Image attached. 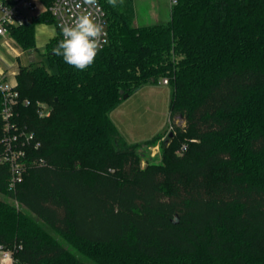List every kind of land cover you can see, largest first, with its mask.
Returning a JSON list of instances; mask_svg holds the SVG:
<instances>
[{
  "label": "trees",
  "instance_id": "1",
  "mask_svg": "<svg viewBox=\"0 0 264 264\" xmlns=\"http://www.w3.org/2000/svg\"><path fill=\"white\" fill-rule=\"evenodd\" d=\"M98 2L108 43L90 68L53 54L60 36L18 68L13 123L39 146L13 191L0 166V246L14 264H264V0H176L148 26L133 0ZM53 23L8 36L31 52ZM163 79L175 135L162 165L139 169L137 147L159 136L129 144L110 114ZM2 135L0 118V149Z\"/></svg>",
  "mask_w": 264,
  "mask_h": 264
},
{
  "label": "rangeland",
  "instance_id": "2",
  "mask_svg": "<svg viewBox=\"0 0 264 264\" xmlns=\"http://www.w3.org/2000/svg\"><path fill=\"white\" fill-rule=\"evenodd\" d=\"M167 0H133L135 11V26L160 24L167 15ZM14 42L8 38L0 46V69L10 67L17 71L19 66L39 67L45 49L24 52L15 57ZM19 50V49H18ZM20 51V50H19ZM169 87L161 82L155 86H145L136 91L110 114V119L116 126L123 139L129 144H138L159 136L151 144H141L136 149V165L139 169L148 166H160L167 160L163 147L171 143L172 131L169 123ZM173 123L180 128L185 126V120L176 116ZM172 135L171 137L169 135ZM180 145L177 154H180ZM18 208V204L13 202Z\"/></svg>",
  "mask_w": 264,
  "mask_h": 264
},
{
  "label": "built area",
  "instance_id": "3",
  "mask_svg": "<svg viewBox=\"0 0 264 264\" xmlns=\"http://www.w3.org/2000/svg\"><path fill=\"white\" fill-rule=\"evenodd\" d=\"M175 1L176 0H170V3L174 4ZM71 3L72 0H69L68 4L65 3V0H51L49 5H45L41 0H0V37L6 39L8 37L9 28L22 26L23 24L29 22L32 18L48 13L54 20L53 25H51L55 31L54 37L60 36V38H62L59 25L70 19L68 7ZM100 7L102 9V15L99 19L100 22L104 24L105 31L107 33L106 14L101 5ZM161 83L166 85L167 80L163 79ZM15 87L16 84L7 83L4 80L3 75H0V92L2 94L0 118L3 122L0 166H7L9 169L8 188L11 191H13L15 187L22 182L23 176L28 169L30 157L27 153V147L36 149L39 146V144L35 141L34 134L32 132L20 129L13 123L15 106L18 102V94ZM24 103L25 105L28 104L27 101ZM45 110L46 106H40L38 108L39 116L45 115ZM185 149L186 146L182 145L180 151H184ZM33 163L42 164L41 161ZM0 264H14L12 251L5 250L1 246Z\"/></svg>",
  "mask_w": 264,
  "mask_h": 264
},
{
  "label": "clouds",
  "instance_id": "4",
  "mask_svg": "<svg viewBox=\"0 0 264 264\" xmlns=\"http://www.w3.org/2000/svg\"><path fill=\"white\" fill-rule=\"evenodd\" d=\"M65 3L68 4L69 0ZM107 3L116 7L118 0H107ZM68 13L70 19L59 25L62 38L52 52L62 57L67 65L85 71L95 63L108 42L105 26L99 19L102 9L98 0H72Z\"/></svg>",
  "mask_w": 264,
  "mask_h": 264
},
{
  "label": "crops",
  "instance_id": "5",
  "mask_svg": "<svg viewBox=\"0 0 264 264\" xmlns=\"http://www.w3.org/2000/svg\"><path fill=\"white\" fill-rule=\"evenodd\" d=\"M165 3L167 5V15L164 18V20H160V22H158L160 24L166 23L169 20L171 3H170V0H167ZM54 35H55V31L53 29V26L51 25L39 24L35 26V29H34L35 49L36 50L45 49L46 45L54 38ZM8 38L9 36L6 39L0 37V46L6 43ZM11 51L15 57H18L19 55H22L24 53L22 51H19L16 46H15V49H12ZM2 59L3 58H0V61H3ZM18 68H17V71H18ZM17 71H13L10 67H7L6 70L0 69V75L1 74L3 75L4 80L7 83L16 84L15 77H16Z\"/></svg>",
  "mask_w": 264,
  "mask_h": 264
},
{
  "label": "water",
  "instance_id": "6",
  "mask_svg": "<svg viewBox=\"0 0 264 264\" xmlns=\"http://www.w3.org/2000/svg\"><path fill=\"white\" fill-rule=\"evenodd\" d=\"M127 98H128L127 95H124V96H123V100H125V99H127ZM169 136L171 137L172 135L170 134Z\"/></svg>",
  "mask_w": 264,
  "mask_h": 264
}]
</instances>
